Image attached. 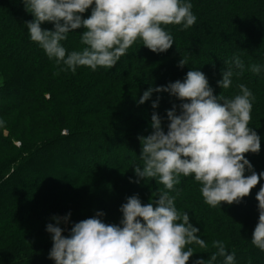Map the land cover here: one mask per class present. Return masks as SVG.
I'll list each match as a JSON object with an SVG mask.
<instances>
[{
  "label": "trees",
  "instance_id": "1",
  "mask_svg": "<svg viewBox=\"0 0 264 264\" xmlns=\"http://www.w3.org/2000/svg\"><path fill=\"white\" fill-rule=\"evenodd\" d=\"M185 2L193 5L196 23L183 30L166 26L174 40L167 52L153 53L138 40L113 68L81 66L73 72L31 41L25 22L33 16L21 0H0V264H55L46 231L55 223L53 216L71 213L68 223L59 225L65 236L72 224L97 212L104 213L103 222L119 224L128 197L138 195L148 203L164 190L155 179L134 182L135 166H143L138 136L151 134L153 112L166 132L167 110L175 104L179 113L180 101L167 92L138 101L150 87L183 81L189 70L202 71L217 96L234 97L241 83L253 93L249 126L260 136L261 149L245 155L257 174L264 172V0ZM90 14L91 9L84 17ZM83 30L61 42L67 52L83 47ZM234 56L245 70L234 74L230 88L221 89L217 81L224 62ZM181 58L187 62L182 68ZM251 64L261 65L260 74L248 70ZM179 179L170 195L208 245H189L195 254L188 264L207 260L216 251L215 240L235 253L234 264H264V252L251 242L264 178L241 203L217 207L204 202L194 175ZM214 264H223V257Z\"/></svg>",
  "mask_w": 264,
  "mask_h": 264
},
{
  "label": "clouds",
  "instance_id": "2",
  "mask_svg": "<svg viewBox=\"0 0 264 264\" xmlns=\"http://www.w3.org/2000/svg\"><path fill=\"white\" fill-rule=\"evenodd\" d=\"M27 13L33 16L26 21L31 41L37 43L49 59L65 65L75 72L85 66L95 71L110 69L138 40L153 53L167 52L174 44L168 25H182L188 29L196 23L193 5L185 0H21ZM91 9V14H84ZM45 22L54 28H42ZM83 28L80 33V50L70 53L62 45L70 32ZM178 51V50H177ZM221 89H228L234 74L242 75L244 62L239 56L224 62ZM187 62L181 58L179 67ZM234 69L238 70L235 71ZM260 74L262 67L251 64L248 68ZM239 94L226 98L217 96L206 75L189 70L183 81L176 80L166 86L150 87L143 92L138 103L148 101L153 92H167L180 101L167 110V131L162 118L153 112L151 134L138 136L141 144L140 159L143 166H135L141 179H155L164 186L157 197L142 203L138 195L127 198L120 212L119 224L105 223L95 216L72 224L65 236L61 221L68 223L71 213L53 216L55 223L46 225L51 234L52 247L49 259L55 264H188L195 254L189 245L207 249L208 245L198 233L200 229L190 223L187 212L178 211L175 196L170 195L180 183V176L194 175L201 185L204 202L217 207L226 203L239 204L251 194L264 172L257 174L246 158V153L258 154L260 136L249 126L253 93L243 83L238 84ZM158 107L153 101L152 108ZM248 172L250 174L245 175ZM258 223L252 233V244L264 252V185L256 194ZM216 249L207 259L195 264H214L223 257V264H234L235 253L229 254L223 241L215 240Z\"/></svg>",
  "mask_w": 264,
  "mask_h": 264
}]
</instances>
